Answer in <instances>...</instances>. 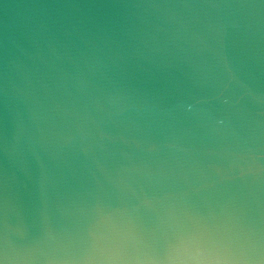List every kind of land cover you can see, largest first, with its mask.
Listing matches in <instances>:
<instances>
[{"label": "water", "instance_id": "1", "mask_svg": "<svg viewBox=\"0 0 264 264\" xmlns=\"http://www.w3.org/2000/svg\"><path fill=\"white\" fill-rule=\"evenodd\" d=\"M0 264H264V0H0Z\"/></svg>", "mask_w": 264, "mask_h": 264}]
</instances>
